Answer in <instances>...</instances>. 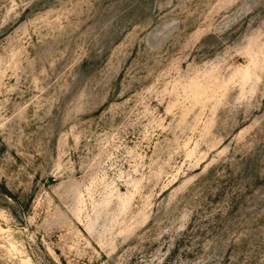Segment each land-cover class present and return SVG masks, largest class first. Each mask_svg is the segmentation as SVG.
<instances>
[{
    "label": "rangeland",
    "instance_id": "1",
    "mask_svg": "<svg viewBox=\"0 0 264 264\" xmlns=\"http://www.w3.org/2000/svg\"><path fill=\"white\" fill-rule=\"evenodd\" d=\"M0 264H264V0H0Z\"/></svg>",
    "mask_w": 264,
    "mask_h": 264
}]
</instances>
